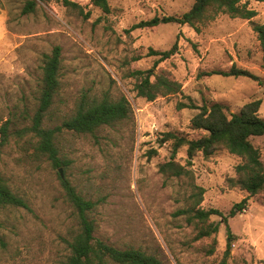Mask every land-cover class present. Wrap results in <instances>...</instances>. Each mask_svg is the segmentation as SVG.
<instances>
[{"label":"rangeland","instance_id":"1","mask_svg":"<svg viewBox=\"0 0 264 264\" xmlns=\"http://www.w3.org/2000/svg\"><path fill=\"white\" fill-rule=\"evenodd\" d=\"M26 1L0 0V125L9 119L11 131L30 125L42 56L55 46L62 48V84L47 119L50 127L69 118L84 96H125L132 112L94 134L58 133L60 167L37 151L28 136H11L2 148L0 170L29 209L0 210L7 242L0 248V264L65 262L75 219L61 179L98 203L92 213L96 237L114 247L141 249L162 264H264V192L249 196L228 183L242 158L225 149L209 158L198 153L189 166L191 178L169 177L159 169L173 151L175 139L165 141L166 134L187 140L204 134L191 128L198 109L181 105L224 102L230 113H238L246 103L261 100L264 118V85L244 76L212 74L236 65L264 80L262 52L252 28V21L264 23V3L242 1L257 11L252 21L212 13L211 20L196 27L162 23L133 30L155 16H181L194 0H109L108 14L91 0H73L89 18L64 0L38 1L34 13L23 14ZM177 41V53L155 66L159 57L149 56L150 49L169 50ZM154 66L155 73L179 82L181 91L153 101L138 97L131 71ZM252 142L264 162V135ZM175 159L187 164V146L178 149ZM192 183L205 189L202 208L227 216L248 199L246 209L227 223L219 216L211 218L219 223L213 254L206 252L212 240L195 241L194 227L176 215L189 205ZM229 232L234 235L230 246Z\"/></svg>","mask_w":264,"mask_h":264},{"label":"trees","instance_id":"2","mask_svg":"<svg viewBox=\"0 0 264 264\" xmlns=\"http://www.w3.org/2000/svg\"><path fill=\"white\" fill-rule=\"evenodd\" d=\"M38 1L27 0L23 7V14H31L36 11ZM243 0H194L190 10L181 16H155L150 20L141 21L132 26V29H144L157 27L162 23H176L196 27L198 23L211 20L213 14L227 13L233 18L251 20L257 16V11L249 9L247 2ZM264 3V0H255ZM92 4L102 9L106 14L110 13L109 0H91ZM66 6L79 10L85 18L90 13H84L83 7L73 0H64ZM211 14V15H210ZM253 31L257 35L262 52V66L264 68V23L252 21ZM178 51V41L169 50L150 49L149 56H158L160 61L169 59ZM62 48L55 46L50 53L42 56V76L38 87L36 108L30 116V125L11 131L12 120L9 119L0 125V155L2 148L7 145L12 135L19 138L28 136L30 142L35 143V149L54 163L56 167L62 165L59 159L58 146L56 143L58 133L63 130L80 134H94L103 126L114 125L129 118L132 112L131 103L125 96L113 99L108 95L102 97L84 96L75 112L63 121L60 126L50 127L47 119L50 117L51 109L58 97L62 84ZM137 60V59H135ZM155 66L147 70L131 71L130 76L135 81L134 90L138 97L153 101L159 96H169L181 91V84L164 73H155ZM212 74L225 77H248L264 85L257 75L248 69L233 65L226 71H213ZM261 100H254L246 103L238 113H230L224 102L205 103L201 107L195 105H181L198 109L191 120L192 130L203 131L197 139L187 140L174 134H166V140L175 139L173 151L169 161L159 166L160 172L169 177H192V170L189 169L191 162L198 153L209 158L216 151L225 149L243 159L242 163L236 166V177L228 179L229 186L239 187L246 191L249 196L264 192V162L261 159L260 150L253 144L252 138L264 135V118L260 115ZM33 143V144H34ZM187 146V164L183 165L176 161L178 149ZM62 187L67 201L73 208L75 228L71 238L67 241L69 255L63 264H162L153 255H148L138 248L120 249L96 237L97 224L92 216L98 203L86 199L67 180L61 179ZM191 195L188 198L189 205L177 211V216H185L188 225L194 227V240L211 239L212 243L208 254H213L217 240L215 235L219 232V223L211 220L213 216H219L223 222H228V217L235 216L238 212L246 209L248 199L244 198L237 203L229 212L224 215L215 208L205 209L201 207L205 189L192 183ZM7 207H20L29 209L28 203L17 193L3 177L0 170V210ZM2 223L0 220V248L5 249L7 242L1 233ZM234 235L229 232V246ZM219 264H228L223 260ZM234 264H247L245 261Z\"/></svg>","mask_w":264,"mask_h":264}]
</instances>
